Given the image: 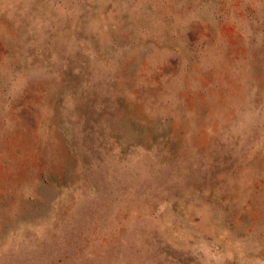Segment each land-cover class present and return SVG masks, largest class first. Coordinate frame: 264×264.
Returning <instances> with one entry per match:
<instances>
[{
    "label": "rangeland",
    "instance_id": "obj_1",
    "mask_svg": "<svg viewBox=\"0 0 264 264\" xmlns=\"http://www.w3.org/2000/svg\"><path fill=\"white\" fill-rule=\"evenodd\" d=\"M0 264H264V0H0Z\"/></svg>",
    "mask_w": 264,
    "mask_h": 264
}]
</instances>
